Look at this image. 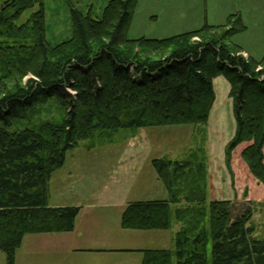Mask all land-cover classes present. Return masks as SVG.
Instances as JSON below:
<instances>
[{"label": "trees", "instance_id": "1", "mask_svg": "<svg viewBox=\"0 0 264 264\" xmlns=\"http://www.w3.org/2000/svg\"><path fill=\"white\" fill-rule=\"evenodd\" d=\"M40 1L8 0L0 6L4 38L14 36L13 23L39 4L37 52L43 61L58 58L49 74L34 64L38 79L21 90L10 91L0 82V251L8 264H15L27 235L74 230L81 209L48 203L50 180L68 152L95 134L111 142L121 131L206 126L216 101L214 81L220 77L230 85L236 123L227 163L247 144L242 158L264 181V58L246 59L243 49L229 44L244 30L239 17L232 16L224 27L206 25L168 39L129 40L138 0H112L98 21L72 8L73 37L53 48ZM219 30L222 36L213 34ZM93 42L100 44L92 48ZM51 100L66 111L62 123L37 122V109ZM153 165L169 200L129 205L122 227L168 230L174 218L182 229L175 251L146 250L142 264H264V240L253 237L251 211L235 216L229 202L208 204L203 159H158Z\"/></svg>", "mask_w": 264, "mask_h": 264}, {"label": "rangeland", "instance_id": "2", "mask_svg": "<svg viewBox=\"0 0 264 264\" xmlns=\"http://www.w3.org/2000/svg\"><path fill=\"white\" fill-rule=\"evenodd\" d=\"M111 1H40L45 10L49 45L54 48L72 39V8L84 15L91 14L98 21ZM6 3L8 0H0V6ZM40 11L39 4L29 8L13 23L14 36L0 37V82L10 91L21 90L30 80L38 79L32 69L34 64L38 72L46 74L57 65L58 58L52 56V60L43 61L36 49V15ZM232 16L241 19L244 30L232 35L229 44L243 49L244 58L261 61L264 0H138L127 37L163 40L198 31L206 25L224 27ZM222 33L224 30L213 32L221 36ZM91 44L96 48L100 42ZM223 82V86L218 81L214 83L216 101L206 126L121 131L111 142L95 134L68 152L65 165L50 180L48 203L53 208L79 207L75 228L71 232L27 235L16 251L15 264H142L146 250L175 251V238L182 224L174 218L168 230L122 227L129 205L169 200V192L153 165L158 159H203L208 171V204L229 202L235 216L250 210L253 237L264 240V181L251 174L242 158L248 145L234 151L227 163L226 149L235 136L236 123L230 85L225 79ZM37 113V122L62 123L66 115L55 100L39 107ZM177 208L174 206L173 210ZM0 264H8L1 251Z\"/></svg>", "mask_w": 264, "mask_h": 264}, {"label": "crops", "instance_id": "3", "mask_svg": "<svg viewBox=\"0 0 264 264\" xmlns=\"http://www.w3.org/2000/svg\"><path fill=\"white\" fill-rule=\"evenodd\" d=\"M220 82V85L221 86H223L224 85V79H223V77H220V78H217L215 81H214V83H216V82ZM215 87H216V85H215ZM216 92H217V88H216ZM218 93V92H217ZM212 115H213V113L211 114V118H212ZM50 206V205H49Z\"/></svg>", "mask_w": 264, "mask_h": 264}]
</instances>
